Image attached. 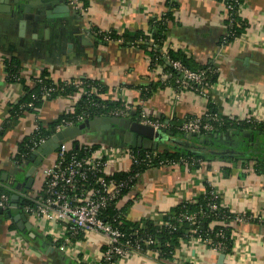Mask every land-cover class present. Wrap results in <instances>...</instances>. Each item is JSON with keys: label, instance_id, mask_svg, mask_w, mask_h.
Wrapping results in <instances>:
<instances>
[{"label": "crops", "instance_id": "1", "mask_svg": "<svg viewBox=\"0 0 264 264\" xmlns=\"http://www.w3.org/2000/svg\"><path fill=\"white\" fill-rule=\"evenodd\" d=\"M177 10L169 25L166 45L181 52L193 70L213 66L217 82L203 96L188 89L177 91L163 82L162 65L151 67L150 57L132 46L104 42L107 32L135 36L152 32L151 21L166 13V0H87L82 14L73 11L66 0H0V125L10 117L12 105L25 96L21 83L8 81L7 61L19 64L25 86L42 75L51 82L88 79L97 82L112 101L132 103L152 116L181 125L187 118L202 116L212 104L219 115L243 119L264 118V0H243L240 16L248 24L243 36L222 45L225 10L222 0H175ZM192 70V71H193ZM164 88L148 89L156 83ZM70 107L65 99H48L38 113H25L0 139V187L17 185L15 193L35 196L41 187V172L56 158L51 154L27 189L29 165L13 160L19 143L32 134L38 123L45 128L56 122ZM127 130L117 127L89 133L79 138L96 149H155L154 144L133 143ZM223 150L242 151L250 137L229 131L207 138ZM252 141V138H251ZM257 143V142H256ZM255 139L251 144H256ZM134 144V146L132 145ZM264 149V139L260 143ZM160 153L173 152L158 144ZM117 158V154L115 155ZM264 159L206 157L198 168L187 164L151 168L137 177L134 186L117 202V209L130 223L159 225L165 214L201 197L207 185L218 193L221 203L232 212H247L253 219L232 224L231 256L212 253L193 241H181L172 260L152 253L121 264H264ZM130 161L111 164L109 173H126ZM24 214L16 205L0 218V264H96L106 250L98 234L71 237L65 225L36 217L27 218L23 233L14 221ZM223 256V257H222Z\"/></svg>", "mask_w": 264, "mask_h": 264}, {"label": "trees", "instance_id": "2", "mask_svg": "<svg viewBox=\"0 0 264 264\" xmlns=\"http://www.w3.org/2000/svg\"><path fill=\"white\" fill-rule=\"evenodd\" d=\"M83 4V7L86 6L87 0H80ZM231 4L234 5V10L232 12V20L225 22L227 26L226 30H224V34L222 36V45H228L235 41L236 38L243 36L248 28L247 22L243 17L240 16L241 6L243 4V0H228ZM167 11L163 16V19L155 18L151 21L152 32L150 34H144L142 32L136 34L135 36H130L125 34L121 36L124 46L135 47L139 51L143 52L147 56L150 57L151 67H156L159 65L165 66V71L170 72L173 76L177 77V73L174 71L172 66L168 65L166 62V58H164L160 52V49L164 47V44L167 41V37L169 34V24L174 21V12L177 10V3L175 0H166ZM99 38H101L104 42L103 36L98 34ZM150 37V38H149ZM119 36L115 33L111 34V40H117ZM108 43V42H106ZM157 45V49H153L151 46ZM168 57L172 61H179L188 69L190 68L188 60L184 54L181 52L173 51L170 47L167 49ZM19 64L16 61H7V73H8V81L11 83H21L23 85V90L25 92V96L21 99L18 104L12 105L10 110L9 119L2 125H0V139L9 131V129L13 128L15 124L24 116L25 113H38L39 109H41L43 102L42 96L47 90L52 88V82L47 79L46 74L42 75L41 82L34 85L33 87L25 86L24 80L20 79L19 74ZM196 71H206L209 76L208 82L211 85H214L217 82L218 74L213 73L216 72V69L213 66H205ZM84 82L87 86L94 87L98 89L99 92L104 93L105 90L94 81H90L85 79ZM171 85L177 88L175 81L172 80ZM60 84V83H59ZM61 83L62 88L57 89L56 92L51 93L48 99H65L70 102V107L68 110H65V113H62L61 116L56 120L55 123L49 125L45 128L42 124L38 123L39 130L34 134H30L26 137L21 143L18 145L17 154L14 157V161L17 165L21 166L24 164H28L31 158L32 152L37 149L36 147L40 144L42 140H48L56 131V127L65 121H72L74 123L79 124L77 122L78 117H83L84 121L92 120L98 117H105L110 114V112L116 108H121L122 103L119 101H104L99 102L98 98L95 97H84L78 104L71 108L72 100L75 98V95L78 93L77 88L71 85H63ZM164 88L165 83L159 82L153 84L148 89L144 88L143 93H148L149 90H153L155 87ZM63 90V91H62ZM30 104H33V107H29ZM95 104V105H94ZM105 107V108H102ZM209 115L212 118H217L219 121L216 123L214 120H210L213 126L215 127L214 131L211 133L202 132L201 137L195 136L192 140H188L185 136L184 132L180 130L181 125L170 124L169 128L162 132H171L174 134L175 139L179 140L182 143L178 142H159L160 145H165L171 147L173 152L164 151L159 152L153 148L151 149H139V148H130L131 152L137 157L138 162L132 166V170L129 173H117L114 175V179L118 181L129 180L130 178H134L133 181L128 185V187L123 190L121 198L128 193V191L134 186L136 179V175H141L145 171L151 168L169 166L172 164H187L190 167L198 168L199 165L205 160L206 157H216V156H230L235 159H264V156L252 155L249 152L255 151H264L263 148L260 147L261 141L264 139V124H256V123H247L245 121H239L234 118L224 117L218 114L216 108L209 104L208 106ZM74 110V114H71L70 111ZM138 111L134 112L136 116ZM134 120V119H133ZM163 121V120H162ZM229 131L237 132L240 135L243 133L250 134V142L249 146L242 151H231V150H223L221 148H216L210 145V142L207 141V138L212 137L213 135H220L222 133H226ZM252 138V141H251ZM253 138L255 139L256 144H251L253 142ZM73 151L79 157L84 156V149L80 147L78 142H71ZM189 146V147H188ZM96 146L93 145V149ZM163 164V165H162ZM264 169V165L260 166ZM95 178H91L90 185H93ZM207 193L206 195H202L197 199V203H189L185 202L181 205L177 206L167 214H165L164 222L170 220V216H175L177 218L180 214H193L197 215L195 224L183 220L182 222H174L172 226L176 229H169L168 227H159L152 222L145 223H130L126 221L119 210L111 206L109 207L103 214L104 218L110 221V219L114 220V217H118L117 220L111 222L116 228H119L126 236L132 240L134 243L136 238H146L150 236L157 241L156 247L144 248L146 252L152 251L153 249H159L161 255L160 259H168L172 260L175 255V250L180 246L181 241L190 242L191 235L190 231L194 229H198V232L202 236H209L215 238L217 233L220 230H223L225 234V243L229 249L231 250L233 246V238L232 236V228H221L219 224H216L217 221H230L233 220V216L230 214V211L227 208H221L217 215H214L210 212L209 203H212L214 199L211 198L209 192L211 188L206 186ZM17 190V185L15 183H10L9 186L0 187V194H7L10 197V207L6 211H2L0 213V218L5 217L6 219H10L8 213L12 205H16L19 209L23 211L24 207H34L35 204L30 199L24 198L20 196L17 201H13V196ZM215 202L221 204L220 199H215ZM200 212L205 214H199ZM110 218V219H109ZM216 224V225H215ZM264 225V221L261 222ZM213 226V229L211 227ZM173 227V228H174ZM135 231H139V235L134 237L132 234ZM126 237L125 240H128ZM219 241V240H218ZM223 241V240H221Z\"/></svg>", "mask_w": 264, "mask_h": 264}, {"label": "built area", "instance_id": "3", "mask_svg": "<svg viewBox=\"0 0 264 264\" xmlns=\"http://www.w3.org/2000/svg\"><path fill=\"white\" fill-rule=\"evenodd\" d=\"M66 2L73 11L78 12L79 14H82L85 11L80 0H66ZM222 3L225 10V22L231 21L234 5L228 2V0H222ZM164 14L161 15L159 19L162 20ZM168 24L170 25V23ZM224 28L226 30L227 26L225 25ZM111 34V32L102 34L103 39L106 42L123 44L121 36L113 41L111 40ZM239 38H236L235 41ZM131 46L133 47V45ZM151 47L153 49L158 48L157 45H152ZM167 49L168 46L165 43L164 47L160 49V52L162 56L166 58L167 64L172 66L178 76L175 77L172 73L166 72L165 66H162L163 73L161 80L165 83L174 80L177 85V88H175L177 91L188 89L205 96L213 87V85L208 82L209 76L207 75V72H194L184 66L181 62L172 61L168 57ZM213 73L218 74L217 70ZM40 82V77L33 80L34 85ZM61 83H64V86L71 85L78 90V93L72 100L70 109L78 104L84 97H95L99 99V102L109 101V99H107L103 93L99 92L98 89L87 86L84 79L58 83L52 82V88L43 94L42 101L48 100L51 93L56 92L57 89H61ZM29 107H33V104H30ZM102 108L105 107L102 106ZM135 111H138L136 116L134 115ZM70 113L74 114V110H71ZM108 116L138 122L160 132L167 130L170 126L169 122L162 121L160 118L152 116L144 108L137 110L132 103L128 102H122V107L112 110ZM77 120L79 124L85 122L83 117H78ZM210 120H214L216 123L219 121L217 118H212L207 112L202 116L187 118L182 123L180 130L187 135H198L202 132L211 133L214 131L215 127ZM238 120L247 123L264 124V118H256L253 116H246L245 118ZM79 124L63 120L62 123L56 127L55 133ZM38 130L39 126L37 125L32 134L38 132ZM44 142H46V140L40 141V144L37 147ZM76 142H78L79 146L84 149L83 157H79V155L74 153L72 143L70 144L69 142L63 144L56 152V158L54 161L41 172V187L37 191V194L30 197L25 193L19 194L24 198L30 199L35 204L34 207H24V215L62 223L65 225L67 233L73 238L83 234H98L101 236L106 244V250L96 264H121L136 256L145 255L149 252L160 259L161 253L159 249L152 248V251L148 252L144 250V248L157 246V241L154 238L150 236H147L144 239L136 238V243H134L126 236V234L113 225L111 222L113 219L109 218V221L107 218L103 217L104 212L109 207L113 206L115 208L117 202L121 199L123 190H125L134 179L132 177L125 181L115 180L114 176L108 172L110 165L117 161L127 160L130 161V164L133 166L138 162L137 157L127 148L119 150L107 149L102 146L101 148L93 149V145L90 142L88 143L85 141L83 143L80 139L76 140ZM116 154L117 158H115ZM174 165L177 164L169 166ZM132 166L126 173L131 172ZM138 176L139 175H136V179ZM93 177L95 178L94 184L90 185L91 178ZM208 186L211 188L209 194L211 198L214 199L212 203H209L210 212L217 215L221 208L226 207L222 203L218 204L215 202V199L219 198V193L212 186ZM206 191L207 189L205 188L204 195L208 194ZM193 203L196 204L197 201ZM9 207V195L0 194V211H6ZM199 214L205 213L200 212ZM230 214L233 216V220H222L215 223L219 224L221 228H229L232 224H245L253 219V217L249 216L247 212L230 211ZM117 218L118 217H114L113 221L117 220ZM196 218L197 215L193 214H180L177 218H175V216H170L169 221H163L157 226L168 227L169 229L172 228L175 230L176 228L172 226L174 222H182L185 220L194 225ZM258 220L263 222L264 216L259 217ZM211 229H213V226ZM132 235L137 237L139 231H135ZM190 235L193 244L203 245L214 254L227 257L232 254L230 252L231 250L229 251L225 243L226 237L223 230H220L219 233H217L215 237L217 241L212 237L202 236L198 232V229L190 231ZM126 237L128 240H125ZM231 237L233 238V236Z\"/></svg>", "mask_w": 264, "mask_h": 264}, {"label": "water", "instance_id": "4", "mask_svg": "<svg viewBox=\"0 0 264 264\" xmlns=\"http://www.w3.org/2000/svg\"><path fill=\"white\" fill-rule=\"evenodd\" d=\"M30 1V0H29ZM117 127L119 129L127 130L126 135L133 138V143H137L139 147L142 144H154L156 149L159 142H178L179 140L173 138L174 134L171 132L155 131L152 127L142 125L138 122H134L127 119H121L117 117H98L92 120L85 121L79 125L68 127L62 131L54 133L46 142L41 144L37 149L32 152L29 160V169L25 176V182L27 189H31L35 182L34 175L38 169L42 166L45 160L53 153L57 152L63 144L73 142L81 138L82 136L100 131H108ZM195 136L201 137L200 134L192 135L188 134L185 137L188 140H192ZM250 137V134H246ZM134 146V144H132ZM189 147V146H188ZM252 155L264 156V151L249 152ZM19 195L13 196V201H17ZM2 213V211H0ZM14 221L17 222L18 228L26 234L27 232V218L24 214L15 217ZM223 257V256H222Z\"/></svg>", "mask_w": 264, "mask_h": 264}, {"label": "rangeland", "instance_id": "5", "mask_svg": "<svg viewBox=\"0 0 264 264\" xmlns=\"http://www.w3.org/2000/svg\"><path fill=\"white\" fill-rule=\"evenodd\" d=\"M70 144H71V142H70Z\"/></svg>", "mask_w": 264, "mask_h": 264}]
</instances>
